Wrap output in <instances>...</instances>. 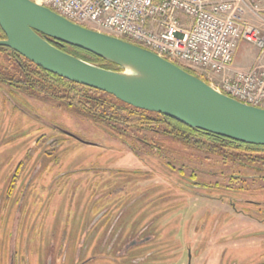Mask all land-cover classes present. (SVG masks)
Wrapping results in <instances>:
<instances>
[{
    "label": "rangeland",
    "instance_id": "374dc122",
    "mask_svg": "<svg viewBox=\"0 0 264 264\" xmlns=\"http://www.w3.org/2000/svg\"><path fill=\"white\" fill-rule=\"evenodd\" d=\"M247 44L234 61L247 50L244 61L264 64ZM145 139L125 140L106 122L1 85L0 248L12 245L9 264H264V170L172 137ZM193 179L202 195L190 191ZM151 235L145 251L119 255V245Z\"/></svg>",
    "mask_w": 264,
    "mask_h": 264
},
{
    "label": "water",
    "instance_id": "95a60500",
    "mask_svg": "<svg viewBox=\"0 0 264 264\" xmlns=\"http://www.w3.org/2000/svg\"><path fill=\"white\" fill-rule=\"evenodd\" d=\"M0 46L69 81L114 95L189 127L264 145V108L228 96L202 78L137 44L70 21L32 0H0ZM86 50L121 70L87 62L48 39Z\"/></svg>",
    "mask_w": 264,
    "mask_h": 264
},
{
    "label": "built area",
    "instance_id": "2783aa9c",
    "mask_svg": "<svg viewBox=\"0 0 264 264\" xmlns=\"http://www.w3.org/2000/svg\"><path fill=\"white\" fill-rule=\"evenodd\" d=\"M70 21L217 78L211 84L264 108V64L232 68L241 41L264 52L259 0H32Z\"/></svg>",
    "mask_w": 264,
    "mask_h": 264
},
{
    "label": "trees",
    "instance_id": "16d2710c",
    "mask_svg": "<svg viewBox=\"0 0 264 264\" xmlns=\"http://www.w3.org/2000/svg\"><path fill=\"white\" fill-rule=\"evenodd\" d=\"M0 32L2 31L0 30ZM46 39L60 50L87 62L107 69L121 70L117 65L86 50L49 38ZM0 58L5 59L4 63L0 64V82L14 86L18 84L20 91L56 100L69 108L80 111V114L85 117L106 122L114 128L119 137L125 140L150 142L145 139L146 133L153 136H168L200 151L258 167L259 171L264 170V145L250 144L219 136L189 127L161 113L133 107L112 94L48 72L16 51L4 46H0ZM176 64L202 78L192 69ZM7 68L12 71L6 72ZM231 178L237 177L231 176Z\"/></svg>",
    "mask_w": 264,
    "mask_h": 264
},
{
    "label": "flooded vegetation",
    "instance_id": "af4514ba",
    "mask_svg": "<svg viewBox=\"0 0 264 264\" xmlns=\"http://www.w3.org/2000/svg\"><path fill=\"white\" fill-rule=\"evenodd\" d=\"M1 30V29H0ZM0 39H5V35L3 34V32H0ZM19 54V53H18ZM10 71H12V69H9V68H7L6 69V72H10ZM8 83H10V82H8ZM1 85H4V86H6L8 89H10L11 91H14V92H20V89H19V87H18V84H16V86H14V85H8V84H6V83H4V82H0V86ZM35 97V96H34ZM35 98H37V97H35ZM39 99H42V100H50V101H52V102H55L58 106H63V103H59L58 101H56V100H52V99H47V98H42V97H39ZM67 107V106H66ZM112 129H113V127H112ZM60 132L61 133H63V134H65V135H68V136H71V137H74L72 134H70V133H68V132H66V131H63V130H60ZM51 140V141H50ZM50 140H48V142H47V145H50L49 143L50 142H52V138H50ZM54 143H56V142H54ZM143 143V142H142ZM60 144H61V142H59V143H56V147H59L60 146ZM144 144H150V142H146V143H144ZM132 147V146H131ZM133 148V147H132ZM155 148V150H157V148L156 147H154ZM51 155V154H50ZM48 157V156H47ZM35 160H36V158H35ZM35 166H36V164H35ZM146 176H148V175H146ZM191 176H195L194 174H191ZM12 178L13 179H11L10 181H9V189L14 185V183H15V178H14V176H12ZM184 185V184H183ZM200 184L198 183V181H196V179H193V180H191V182L189 183V187H190V191L191 192H193V193H196V194H198V195H202L203 194V192H202V194L201 193H199L198 191H192V189L191 188H193L194 190H196V188L197 187H201V186H205V185H201V186H199ZM185 186V185H184ZM187 186V185H186ZM226 190H231V189H229V188H226ZM8 192H10V190H8ZM230 204H231V208H236L235 207V202H230ZM233 204V205H232ZM16 206V204L14 205V206H12V207H10V209H12V208H14ZM259 209V208H258ZM261 209H262V207H261ZM235 214H237V213H242V215H245V214H247V213H245L244 212V210H240V211H236V210H232ZM263 211V210H262ZM232 215H234V214H232ZM260 221V220H259ZM257 222V221H256ZM112 223V222H111ZM261 223V222H260ZM4 224V223H3ZM15 226L16 224L14 223V221L12 222V220L10 221V227H12V226ZM115 229V226H114V228L111 230V233H109V236L108 237H110V238H108L107 239V242H108V240L109 239H112L111 238V235H112V233H113V230ZM130 232V231H129ZM128 232V233H129ZM118 232H115V234H113V237H115L116 236V234H117ZM154 238H153V236L151 235V236H149V237H147V238H145V240H144V243H142L141 241H134V242H130V241H127V242H125V243H123L120 247L118 246V248H117V251H119V255H124V256H127L129 253H130V251H132L135 247H138L140 250L139 251H141V250H143V251H145L144 249L146 248V247H148V245H147V243H148V241L149 240H153ZM114 242V239H112V242H111V244ZM144 244V245H143ZM1 249V248H0ZM143 251H141V252H143ZM147 252H144L143 254H146ZM13 257H14V251H13V249H12V245H10V244H8V243H6V245H5V243L3 244V247H2V249H1V251H0V261H1V264H9V262H11L10 260H13ZM132 261H134L135 262V260L133 259ZM188 264H191V262H188Z\"/></svg>",
    "mask_w": 264,
    "mask_h": 264
},
{
    "label": "crops",
    "instance_id": "0c3cea01",
    "mask_svg": "<svg viewBox=\"0 0 264 264\" xmlns=\"http://www.w3.org/2000/svg\"><path fill=\"white\" fill-rule=\"evenodd\" d=\"M261 6H262V4H261ZM246 51L247 50H245V52L242 54L241 62H237V63L235 61L233 62L232 68L234 70H236V69H246V68H248V67L253 65L252 61L255 60V55L254 56H252V55L249 56L252 61H250V62L244 61V58L247 56ZM236 52H237V49H236ZM256 59H257V57H256Z\"/></svg>",
    "mask_w": 264,
    "mask_h": 264
}]
</instances>
